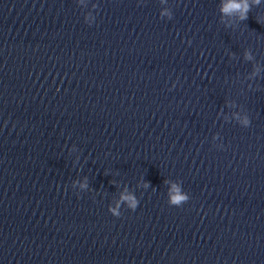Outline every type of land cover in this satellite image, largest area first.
<instances>
[{
	"label": "clouds",
	"instance_id": "clouds-1",
	"mask_svg": "<svg viewBox=\"0 0 264 264\" xmlns=\"http://www.w3.org/2000/svg\"><path fill=\"white\" fill-rule=\"evenodd\" d=\"M255 3H259V0H255ZM225 13H230L232 11L239 12L240 18L242 20H246L248 18L247 13L250 11V6L247 2V0H229V2L226 4V6L222 9ZM184 199L182 196H175L174 200L176 202Z\"/></svg>",
	"mask_w": 264,
	"mask_h": 264
}]
</instances>
